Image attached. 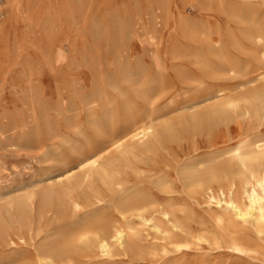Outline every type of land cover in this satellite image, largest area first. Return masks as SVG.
Returning <instances> with one entry per match:
<instances>
[{
	"label": "bare ground",
	"instance_id": "obj_1",
	"mask_svg": "<svg viewBox=\"0 0 264 264\" xmlns=\"http://www.w3.org/2000/svg\"><path fill=\"white\" fill-rule=\"evenodd\" d=\"M0 11V74L20 67L34 84L21 127L57 112L96 136L78 144L79 171L2 198V245H34L19 264L264 262V0H0ZM175 60L196 67L179 115ZM222 76L243 79L209 91ZM202 244L220 252L193 253Z\"/></svg>",
	"mask_w": 264,
	"mask_h": 264
},
{
	"label": "rangeland",
	"instance_id": "obj_2",
	"mask_svg": "<svg viewBox=\"0 0 264 264\" xmlns=\"http://www.w3.org/2000/svg\"><path fill=\"white\" fill-rule=\"evenodd\" d=\"M186 12L194 19L201 18L200 11L189 5L186 7ZM0 19H2L1 11ZM19 68L9 74H0L1 207L4 197L22 196L33 186L40 189L66 172L79 171L81 154L78 144L84 140L96 139L91 130L86 132L85 138L74 133L77 127L69 126L67 120L62 115H57V112H51L48 115L40 114L36 121L29 123L26 127H21L23 118L32 113L29 97L34 84L29 83L27 74H22ZM195 68L191 62H181V60H175L173 65H168L165 72L168 80L177 82L183 93L179 101L180 108L172 115L185 112L186 109L182 106H188L191 101L190 97L196 92L197 81L192 77L194 75H191L194 74ZM179 69L185 71L188 76L180 77ZM242 79L241 76L235 78L222 76L221 79L206 78V84L212 87L209 88V91H212L215 87L213 85L217 83L235 87ZM256 84L259 85L260 82ZM4 97L11 101L9 107L3 106ZM50 121L57 125L56 134L51 133L48 127ZM231 135L236 136L237 131L233 130ZM199 247L195 248L193 253H203L207 257H212L220 252V250L211 249L206 244ZM33 249L34 245L30 241L20 242L17 246H4L0 240V264H19L31 258ZM221 259L233 264H255L257 262L249 258L243 260L237 255L227 253H222ZM260 263L264 264V262Z\"/></svg>",
	"mask_w": 264,
	"mask_h": 264
}]
</instances>
